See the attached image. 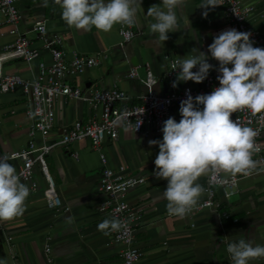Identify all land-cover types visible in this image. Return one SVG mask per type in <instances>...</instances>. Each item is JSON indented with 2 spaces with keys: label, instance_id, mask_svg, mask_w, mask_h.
<instances>
[{
  "label": "crops",
  "instance_id": "crops-1",
  "mask_svg": "<svg viewBox=\"0 0 264 264\" xmlns=\"http://www.w3.org/2000/svg\"><path fill=\"white\" fill-rule=\"evenodd\" d=\"M240 2L250 7L248 25L264 34V0ZM159 3L161 0H142L136 22L131 26L134 36L128 41H123L118 34L119 24L110 32L95 27L90 31L69 27L61 18V9L54 0H48L46 7L44 0H15L21 16L17 30L26 31L31 45L40 49V41L29 29L34 22L43 20L46 34L61 38L60 45L55 47L62 48L68 55L75 52L97 60V65L85 68L73 83L78 82L87 90L115 85L133 103L137 102L136 96L146 90L142 67L145 63L157 78L153 90L166 93L168 88L162 74L168 60L181 59L193 48L207 53L215 36L213 32L226 22L221 5L210 8L205 18L202 15L204 9L199 7L202 0H187L185 5L176 9L179 29L169 32V39L161 42L158 35L150 33L148 23L154 20L146 16L147 9ZM10 28L11 25L0 15V48L13 40ZM48 59L47 51L41 50L30 62L20 59L5 62L3 72L31 79L37 73L38 62H47ZM208 62L213 68L218 66V61L210 54ZM134 65L139 66L137 77L129 78L127 71ZM184 85L195 88L197 82L180 81L175 88ZM26 106V98L18 90L0 93V151L16 149L28 140L31 119L24 112ZM53 109L54 127L45 139L49 143L57 140L61 129L73 120H84L91 115L84 102L68 98L56 99ZM170 114L177 122L181 119L178 106L172 107ZM162 137L152 133L136 134L118 126L116 139H104L99 151L93 149L87 139L53 147L45 154L44 160L60 206H46L42 194L45 180L35 166L31 177L22 180L28 187L31 182L36 184L26 199L25 212L20 217L0 222V259L6 260L7 264H48L47 257L54 264H121V245L110 242L108 236L98 230L99 223L110 219L96 210L105 197L98 189V177L104 167L99 152L105 158L106 167L124 166L127 173L145 179L143 184L126 193L130 207L139 214L133 236L135 245L142 252L140 264H231L226 251L227 242L244 238L253 245H264V162L258 161V154H253L252 158L258 163L250 176H234L236 191L233 194L223 198L216 189L217 206L192 211L181 219L169 215L166 210L163 191L167 180L157 179L153 174L159 146H150L148 141L162 140ZM34 139L39 146L40 137L36 135ZM259 143L264 155V133ZM11 164L16 166L17 162ZM205 179L206 175H202L197 183L204 186ZM223 214L228 217L224 218ZM45 244H49L47 254L43 252Z\"/></svg>",
  "mask_w": 264,
  "mask_h": 264
},
{
  "label": "clouds",
  "instance_id": "clouds-1",
  "mask_svg": "<svg viewBox=\"0 0 264 264\" xmlns=\"http://www.w3.org/2000/svg\"><path fill=\"white\" fill-rule=\"evenodd\" d=\"M61 9V18L69 27L90 31L92 27L110 32L114 25L132 26L142 0H54ZM187 0H161L152 4L146 12L154 22L148 23L150 33L164 42L168 33L179 29L176 9ZM48 0H44L46 7ZM220 5L218 0H202L200 8L206 18L208 10ZM251 33L235 28L222 30L213 37L205 53L196 48L173 64L177 72L172 87L180 81L202 82L214 66L211 58L218 61L216 69L219 86L211 93L181 100L179 122L174 117L163 121L162 140L150 139L149 145H158L154 160V176L167 180L163 196L169 215L185 218L198 205L205 194V187L197 183L202 175L210 181L224 182L220 175L240 174L248 177L257 168L252 157L259 151L254 143L257 133L251 127L242 126L230 119L232 113L248 109L255 116L264 112V48L254 47ZM231 65V67H229ZM196 71H193V69ZM203 105V107H199ZM14 157L0 156V222L20 217L26 210L25 202L29 187L22 182L17 170L9 161ZM69 223L72 222L69 218ZM129 221L119 218L104 219L98 230L105 235L120 232ZM231 264H250L264 258V245L244 238L227 242ZM0 264H7L0 259Z\"/></svg>",
  "mask_w": 264,
  "mask_h": 264
},
{
  "label": "built area",
  "instance_id": "built-area-1",
  "mask_svg": "<svg viewBox=\"0 0 264 264\" xmlns=\"http://www.w3.org/2000/svg\"><path fill=\"white\" fill-rule=\"evenodd\" d=\"M218 2L223 8L226 22L224 26L213 32L214 35H218L222 30L235 28L238 31L250 32V39L254 44L264 46L263 32L247 23V16L250 11L248 5L242 4L240 0H218ZM0 15L3 16L5 23L11 25L9 32L14 34L13 40L0 48V93L18 90L26 98L27 106L24 112L31 119L28 140L25 144L13 150L0 151V156L14 157L9 162H17L15 168L21 180L31 177L34 167L38 166L45 180L42 194L45 204L49 208L60 206V200L47 173L44 160L45 154L53 147L87 139L89 145L99 151L100 144L104 139H116L118 126L136 134L147 135L152 133L163 136L161 131L163 121L171 117L170 110L172 107H179L181 100L186 99L188 94L193 97L199 94H208L219 86L217 80L219 73L216 70L218 64L216 68L210 69L206 79L197 83V87L193 88L189 85H184L180 89L172 87L174 76L177 73L172 66L178 58H170L167 68L162 74L168 88L166 93H157L153 90L157 78L147 63L142 66L146 90L136 96L137 102L130 103L128 95L115 85L107 88L94 87L87 90L78 82L77 84L73 82L77 80L85 68L97 65L95 58L75 52L68 55L62 48L55 47L54 45H60L61 38L57 35L48 36L43 20L34 22L29 29L35 33L41 43L40 49L33 47L26 36V31L17 30V23L21 16L15 5V0H0ZM118 34L123 41H128L134 36L131 26L120 24ZM41 50L47 51L49 59L47 62L43 60L38 62L37 73L31 79L3 72L5 62L13 59L30 62L39 55ZM138 68V65L131 66L126 76L129 78L137 77ZM193 71L196 69L194 68ZM58 98L84 102L91 115L84 120H73L61 129L57 140L49 143L45 139L54 127L53 104ZM199 107L202 108L203 105ZM230 119L238 120L242 126L251 127L256 131L254 143L259 151L255 153L258 154V161L263 163L264 155L261 154L259 138L264 133V112L253 116L245 108L232 113ZM36 135L41 139L39 146L35 143ZM99 158L104 167L98 177V189L104 193L105 197L98 203L96 210L103 212L110 219L115 217L129 221L126 229H122L120 232H109L107 236L110 242L121 245V264H140L142 252L135 245L133 236V227L139 219V214L130 207L126 200V193L130 188L143 184L145 179L143 176L127 173L124 166H118L116 169L106 167L105 158L101 152H99ZM220 175L224 179L222 184L210 181L209 176L206 175L204 182L206 192L193 211L217 206L216 189L220 191L223 198L236 191V178L224 176L222 173ZM35 187V182H31L29 189L32 191ZM223 217L228 216L223 214ZM43 252L44 254L49 252V244L43 246ZM46 262L54 264L49 257L46 258ZM251 264H264V258Z\"/></svg>",
  "mask_w": 264,
  "mask_h": 264
}]
</instances>
